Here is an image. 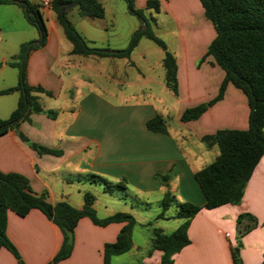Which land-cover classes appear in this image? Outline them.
<instances>
[{
  "label": "crops",
  "instance_id": "obj_1",
  "mask_svg": "<svg viewBox=\"0 0 264 264\" xmlns=\"http://www.w3.org/2000/svg\"><path fill=\"white\" fill-rule=\"evenodd\" d=\"M159 5L160 11L165 10L176 24L172 33L175 46L167 47L177 65L176 95L164 82L163 52L156 76L152 72L141 74L131 57L133 50L128 59L72 55V45L51 7H41L47 38L42 47L28 54L26 82L43 89L35 93L43 112L32 114L31 122H22L18 130L0 136V172L22 175L33 193H46L50 204L64 201L76 209L83 206V195L90 189L106 193L101 184L86 180L89 175L112 183L124 179L128 189L139 195H164L168 189L178 202L204 206L206 201L194 174L214 161L218 149L206 148L201 138L223 129L246 130L249 108L243 94L227 84L223 98L198 119L180 121L186 109L217 96L224 73L211 64V58L202 61L215 32L199 1L159 0ZM20 17L24 15L16 5H0V44L13 24L20 23ZM80 18L72 25L86 41L89 37L84 24L107 31L106 25L97 23L104 17ZM154 25L157 26L156 19ZM37 39L38 33L23 38L19 47ZM15 55L0 49V91L18 83L17 68L15 75L6 71L13 68L8 62ZM134 69L138 75L128 76ZM18 98L17 92L0 96V119L10 116ZM47 111H54L55 117H49ZM156 115L165 120L168 134L147 130L146 122ZM17 132L27 141H21ZM162 176H167V186ZM97 204L95 197L96 215ZM167 211L165 216L171 217ZM114 213L107 212L104 218ZM240 214L254 217L255 226L238 240L236 217ZM244 224L252 221L245 220ZM122 226L113 223L100 227L86 217L80 219L74 229L70 256L57 264H103V247L116 240ZM226 227L229 231H224ZM6 236L23 264H48L62 243L59 228L39 210L24 217L7 211ZM188 238L190 244L173 256V264H234L232 252L238 243L240 264H264V157L247 182L241 203L202 209L191 220ZM132 250L137 257L128 264H161L159 251L148 255L149 249L133 245L124 254ZM122 255L113 256L110 264ZM0 264L17 261L1 248Z\"/></svg>",
  "mask_w": 264,
  "mask_h": 264
},
{
  "label": "trees",
  "instance_id": "obj_2",
  "mask_svg": "<svg viewBox=\"0 0 264 264\" xmlns=\"http://www.w3.org/2000/svg\"><path fill=\"white\" fill-rule=\"evenodd\" d=\"M131 14L136 16L142 30L136 33L130 45L125 50L89 48L85 39L76 31L67 20L66 12L62 9L70 3L77 8L81 17L102 19L105 9L98 0H52L51 10L55 14L58 26L66 40L72 45L71 54L88 57L129 58L140 37L153 42L163 52L162 65L165 70V85L175 95L177 93V65L174 55L168 51L166 44L153 32L152 24L155 19L149 20L144 10L159 12L157 0H148L144 9H134L133 0H125ZM205 18L211 23L215 36L210 42L202 58H211V64L218 66L224 73L217 96L197 106L186 109L180 116L181 122L198 119L216 102L223 98L227 84L239 90L247 101L249 108L248 127L246 130H218L212 135L201 138L206 148L216 147L218 155L210 164L194 174V179L200 188L205 204L199 207L189 202H178L167 189L159 202L161 212L156 219H180L182 223L170 234L159 228L151 229V247L147 254L153 251L161 253V264H173V256L190 244L188 229L191 220L202 209L212 210L221 206H237L241 203L245 187L255 167L264 157V0H198ZM0 5H16L19 7L28 24L38 33L37 41L24 43L20 46L17 55L11 58L8 65L17 68L18 83L15 87L0 91L1 95L13 92L19 94L16 108L7 119H0V136L9 131L18 130L22 122H31V115L41 113L38 98L35 93L43 92L40 87H33L26 82V61L31 50L42 47L47 38V28L41 13V6L31 0H0ZM26 6V11L24 10ZM46 114L54 118V111ZM146 128L152 133L168 134L165 120L156 115L146 122ZM19 139L26 142V138L17 132ZM34 148V146L31 145ZM40 152L56 154V152L38 149ZM167 186V176L160 177ZM86 180L101 184L108 194L124 193L127 183L123 179L112 183L96 175H89ZM84 204L76 209L67 202L60 201L50 204L46 193L35 194L31 191L28 180L16 173L0 172V249L5 248L16 259L17 264H23L16 248L6 236L7 211H12L20 217L26 216L32 210H39L45 217L55 224L61 234L62 243L48 264H57L68 258L73 249L74 229L82 218H88L94 225L105 227L109 224L120 223L121 227L116 240L103 247V264H110L113 256L127 253L133 247L131 231L136 221L131 214L117 212L108 217L99 219L93 208L94 195L89 192L83 195ZM174 206V216L166 217L165 212ZM245 220L252 224H244ZM254 217L249 214L237 216L236 225L238 238L254 228ZM148 226H151L149 223ZM237 247H240L238 243ZM234 264H240L238 255L233 251Z\"/></svg>",
  "mask_w": 264,
  "mask_h": 264
},
{
  "label": "rangeland",
  "instance_id": "obj_3",
  "mask_svg": "<svg viewBox=\"0 0 264 264\" xmlns=\"http://www.w3.org/2000/svg\"><path fill=\"white\" fill-rule=\"evenodd\" d=\"M99 1L102 2L106 14L103 20H97V23L106 25L107 31L84 24L87 36L89 37L87 41L85 40L87 46L89 48L103 50L108 48L125 50L130 45L136 33L142 30L143 25L140 24L136 16L131 14L125 0ZM147 1L133 0L134 9H144ZM157 1L159 2V0ZM77 13L76 7H71L66 12V18L71 24H77L79 19H81ZM144 15L148 20L150 16L156 19L157 26L155 27L154 24L151 26L153 32L166 44V47L174 48L175 41L172 33L176 29V24L165 13V10H161L158 13L152 10H144ZM12 28L8 35L4 36V41L0 44V49L9 50L10 53L17 55L20 51L19 42L23 38H32L36 35L37 30L21 17L20 23L13 24ZM161 55L162 51L153 42L144 37H140L133 49L131 57L138 66L141 74L149 75L152 72V75L156 76L160 71V66L157 62ZM6 71L12 75H15L17 72L14 68H7ZM137 75L135 69L128 73V76L136 77ZM128 188L124 193L116 192L113 195L108 193L99 194L94 188L92 190L90 189L89 192L98 198L96 207L97 217L104 218L107 212H125L131 214L136 221L131 231L132 244L148 250L151 247L150 238L152 228H160L164 233L170 234L182 223V220L176 218L169 220L156 219L157 215L161 212L159 202L162 200L163 195H139ZM175 212L176 208L173 206L168 209L166 214L174 216ZM149 223L151 226H148ZM225 230L229 231V228L226 227V229L224 228ZM235 237L240 240L237 230L235 231ZM238 249L236 245L233 251L237 254ZM136 257L137 254L132 250L131 254H124L118 257L113 264H128L133 262Z\"/></svg>",
  "mask_w": 264,
  "mask_h": 264
},
{
  "label": "built area",
  "instance_id": "obj_4",
  "mask_svg": "<svg viewBox=\"0 0 264 264\" xmlns=\"http://www.w3.org/2000/svg\"><path fill=\"white\" fill-rule=\"evenodd\" d=\"M39 5L42 8H48L50 6V0H39ZM226 236H228V234H226Z\"/></svg>",
  "mask_w": 264,
  "mask_h": 264
},
{
  "label": "water",
  "instance_id": "obj_5",
  "mask_svg": "<svg viewBox=\"0 0 264 264\" xmlns=\"http://www.w3.org/2000/svg\"><path fill=\"white\" fill-rule=\"evenodd\" d=\"M73 5H74V3L72 2V3H70V4H68V5H66V7H64L63 9H62V12H64L65 10H67V9H69V8H71V7H73ZM24 10L26 11V6L24 5ZM40 43V41H35L34 42V44H39Z\"/></svg>",
  "mask_w": 264,
  "mask_h": 264
}]
</instances>
